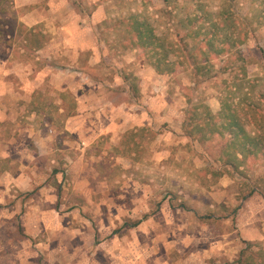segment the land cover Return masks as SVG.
<instances>
[{
  "label": "crops",
  "instance_id": "obj_1",
  "mask_svg": "<svg viewBox=\"0 0 264 264\" xmlns=\"http://www.w3.org/2000/svg\"><path fill=\"white\" fill-rule=\"evenodd\" d=\"M100 9L88 12L76 0H0V264H9L2 255L16 254L18 243L24 245L22 255L28 251V237L5 233L7 224L12 234L16 231L14 219L36 238L37 251L45 256L42 264L219 263L222 255H231L230 236L195 247L193 234H186L183 246L175 249L179 262L171 263L168 248L153 245L158 234L149 227L153 215L134 220L136 231L128 237L122 232L123 208L107 204L103 212L101 203L108 200L92 194L90 164L108 150L114 157L127 132L154 128L157 113L156 97L147 93L153 84L141 72L135 73V86L123 70L110 79L78 66L85 51L87 68L106 59L98 38ZM28 32L37 37L33 44ZM122 57V67L133 61ZM38 61L43 62L38 69L30 63ZM58 61L69 62L68 68L56 69ZM135 87L144 96L132 102ZM158 109L165 111L164 105ZM84 238L88 247L82 245Z\"/></svg>",
  "mask_w": 264,
  "mask_h": 264
},
{
  "label": "rangeland",
  "instance_id": "obj_2",
  "mask_svg": "<svg viewBox=\"0 0 264 264\" xmlns=\"http://www.w3.org/2000/svg\"><path fill=\"white\" fill-rule=\"evenodd\" d=\"M262 1L169 0L166 3L164 0H76L78 8L88 12L100 6L102 17L97 23L98 38L106 54V59H102L95 68H87L89 53L82 52L78 66L89 73L106 74L110 79L114 72L123 70L127 80L134 82L135 86V73L141 72L153 84L147 93L156 97L157 106L156 124L150 131L144 130L141 144L134 153L111 157L108 150L105 158L90 164L93 169L87 177L92 194L108 200L101 203L103 212L107 204V208L112 206L114 210L117 205L119 210L123 208L125 222L122 227L125 231L121 227L116 230H123L128 237L136 231L130 227L134 220L153 215L154 223L149 227L158 233L153 245L156 242L157 246L167 247L171 263L179 262L181 255L175 249L183 246L186 234L190 238L193 236L195 244L198 242L200 247H209L219 235L222 239L230 236V257L222 255L221 261L214 264H236L241 250H245V255L241 256L244 262L250 253L264 252V156L241 158L238 154L237 161L232 160L231 149H225V143L231 138L228 131L219 127L218 141L210 143L198 139L196 129L188 136L183 127L184 120L192 119L195 106L206 105L217 115L222 97L232 98L235 104L240 102L239 108L244 110H247V105L257 104L264 112V59L258 51L261 47L264 52ZM220 10H225L232 17L228 28L236 26L232 38L235 39L238 32L247 34V38L224 56L208 53L210 60L197 69L193 63L203 60L199 49L204 50L205 46L199 34L190 32L201 27V34L204 30L220 33V27L209 28L210 24L219 21ZM129 15H135L152 26L164 43L168 57H171V72L150 75L148 67H153L142 50L127 48L124 43L127 34L118 22ZM123 55L126 59L133 57L125 67L121 65ZM30 63L37 69L43 65L41 61ZM68 64L58 61L56 69L68 68ZM233 81L235 84L238 82L237 89L227 87ZM134 92L132 102L144 96L138 87ZM162 105L165 111L160 112L158 108ZM198 112L203 115L205 110L199 107ZM197 116L193 118L196 123ZM217 123L219 125L221 119H217ZM246 128L251 129L250 123H246ZM103 146L106 147V143ZM231 161H239L238 166L232 167ZM96 184L106 186L98 190V187H93ZM85 210L89 216L92 214L91 205ZM13 225L16 231L13 230L12 234L10 224H7L5 233L11 234L12 238L28 237V251L22 255L20 247L24 248V245L18 243L20 247L14 249L16 254L7 252L2 256L9 264H42L45 256L37 251L36 238L23 232L19 219H14ZM83 241L80 243L88 247L87 239ZM146 241L150 243L152 239ZM245 241L251 243L247 248ZM62 247L68 248L67 245ZM64 256L73 259L70 255Z\"/></svg>",
  "mask_w": 264,
  "mask_h": 264
},
{
  "label": "trees",
  "instance_id": "obj_3",
  "mask_svg": "<svg viewBox=\"0 0 264 264\" xmlns=\"http://www.w3.org/2000/svg\"><path fill=\"white\" fill-rule=\"evenodd\" d=\"M166 3L169 0H164ZM262 13L264 14V0L261 2ZM225 10H220L219 21L210 24L209 28H219L220 33L203 31L200 33L201 27L195 31L190 32L191 34H199L204 50L199 49L200 56L203 60H195L193 66L197 69L204 67V64L210 60V55L208 53L212 52L214 56H224L228 53L229 49H233L236 45L242 44L246 38L247 34H239L233 39L232 34L236 30V26L232 25L228 28V22L232 21V17L229 16ZM118 23L124 26V33L127 34L124 42L127 44V48H139L146 56V60L150 61V65L159 74L172 71V60L168 57L167 49L164 43L161 41L160 37L154 33L152 26L145 20H139L135 15H129L128 17L121 19ZM28 32L26 34V39L33 44L36 36L30 37ZM218 34V35H217ZM233 39V40H231ZM229 40L231 42L229 43ZM124 45V46H125ZM121 47V48H124ZM260 56L264 59V52L261 47H258ZM241 81V78H237ZM238 83V82H237ZM237 83L235 81L229 84L227 87H233L237 89ZM228 91H231L230 89ZM244 100V98H242ZM240 102L236 104L233 103L232 98L222 97L220 98V110L217 115L213 114L206 105L195 106L192 109V119L189 117L188 120H184L183 127L187 131L188 136H191L193 129H196L199 134L196 136L198 139L207 140L212 142L217 140L220 136V131L218 128L221 127L222 130L228 131L231 135L230 140L225 143V149L230 148L232 152L231 159L237 161V155L239 154L241 158L247 156H256L261 154L264 156V112L261 111L259 105H247V110L244 108H239ZM202 107L205 112L202 115L198 112V108ZM195 111V113H194ZM258 111V112H257ZM199 115L198 123L193 121L194 116ZM217 119H221V123L218 125ZM246 123H250L251 129L246 128ZM145 128H140L137 131H129L123 135L120 144L114 148L116 155L120 156H130L132 153L138 149L141 144V135L143 134ZM150 131V129H147ZM138 139H137V138ZM219 144V143H218ZM226 153V151H225ZM240 159V158H239ZM239 161H231L232 167H237ZM227 164V163H226ZM138 222H132L130 227L137 225ZM246 248L251 245V243L246 242ZM245 255V250L240 251V257L236 260V264H264V252L260 250L258 253H250V256L246 259L247 262L242 261L241 256ZM256 258L261 259L260 261Z\"/></svg>",
  "mask_w": 264,
  "mask_h": 264
}]
</instances>
